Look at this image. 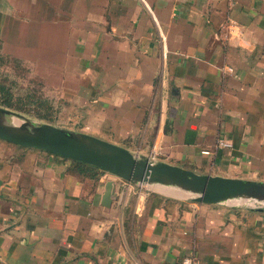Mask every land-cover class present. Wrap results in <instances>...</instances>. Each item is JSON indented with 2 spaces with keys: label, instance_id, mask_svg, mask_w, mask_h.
<instances>
[{
  "label": "crops",
  "instance_id": "0c3cea01",
  "mask_svg": "<svg viewBox=\"0 0 264 264\" xmlns=\"http://www.w3.org/2000/svg\"><path fill=\"white\" fill-rule=\"evenodd\" d=\"M229 17L238 29L222 43ZM15 36H39L34 56L56 64L59 97L75 109L55 124L264 181V0H0V37ZM104 174L116 182L110 205ZM254 206L141 188L0 138V264H264Z\"/></svg>",
  "mask_w": 264,
  "mask_h": 264
},
{
  "label": "water",
  "instance_id": "95a60500",
  "mask_svg": "<svg viewBox=\"0 0 264 264\" xmlns=\"http://www.w3.org/2000/svg\"><path fill=\"white\" fill-rule=\"evenodd\" d=\"M11 118L16 121L13 122ZM0 138L92 164L103 172L133 183L175 187L200 202L244 199L264 203L263 180L196 172L179 164L134 152L124 145L88 132L33 121L24 113L3 105H0ZM102 179L105 180L102 203L110 205L116 195V182L106 180V174ZM254 208L261 209L263 205Z\"/></svg>",
  "mask_w": 264,
  "mask_h": 264
},
{
  "label": "rangeland",
  "instance_id": "374dc122",
  "mask_svg": "<svg viewBox=\"0 0 264 264\" xmlns=\"http://www.w3.org/2000/svg\"><path fill=\"white\" fill-rule=\"evenodd\" d=\"M39 46V36L0 37V86L8 89L13 102L26 109L25 112L17 111L33 121L55 124L59 120L65 123L63 118H66L69 124L75 108L71 101L59 97L61 86L57 84L56 64H49L51 68L46 71L44 65L40 64L39 56H34L32 51L39 49ZM71 69L70 65V76ZM254 205L264 206V203L254 201Z\"/></svg>",
  "mask_w": 264,
  "mask_h": 264
},
{
  "label": "built area",
  "instance_id": "2783aa9c",
  "mask_svg": "<svg viewBox=\"0 0 264 264\" xmlns=\"http://www.w3.org/2000/svg\"><path fill=\"white\" fill-rule=\"evenodd\" d=\"M238 29V23L234 18H226L223 20L217 29V37L222 43H226L229 38L234 34V30ZM226 69L230 72L233 71L232 66H226ZM232 143L226 139L223 138H218L216 141V146H227L230 147ZM204 153H209V150L205 149L202 150ZM151 158L156 159L155 155L153 154H148ZM140 187H145L147 184L144 183H139ZM184 263L186 264H199L198 259L195 256L187 257L184 259Z\"/></svg>",
  "mask_w": 264,
  "mask_h": 264
},
{
  "label": "trees",
  "instance_id": "16d2710c",
  "mask_svg": "<svg viewBox=\"0 0 264 264\" xmlns=\"http://www.w3.org/2000/svg\"><path fill=\"white\" fill-rule=\"evenodd\" d=\"M0 105H4L6 107H11L14 108L16 110L19 111H26L25 108H23L20 104H16L15 102H13L11 96L8 94V89L5 86H0ZM42 117V116H40ZM47 119L49 120L50 117L47 116ZM72 161H74V163L81 165V166H86L87 168H90L91 170L94 169L96 171V173L98 172H102V170L100 168H98L97 166H94L92 164H88L79 160H74L71 159Z\"/></svg>",
  "mask_w": 264,
  "mask_h": 264
},
{
  "label": "bare ground",
  "instance_id": "6f19581e",
  "mask_svg": "<svg viewBox=\"0 0 264 264\" xmlns=\"http://www.w3.org/2000/svg\"><path fill=\"white\" fill-rule=\"evenodd\" d=\"M10 120H12L13 122H15L16 121V119H10ZM18 122H19V120H17ZM231 202L232 203H235V204H243V203H245V202H247V200H244V199H238V200H231ZM252 203H253V201H251Z\"/></svg>",
  "mask_w": 264,
  "mask_h": 264
}]
</instances>
